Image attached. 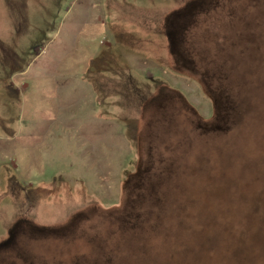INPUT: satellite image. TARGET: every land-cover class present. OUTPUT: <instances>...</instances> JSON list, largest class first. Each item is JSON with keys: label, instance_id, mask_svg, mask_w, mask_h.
<instances>
[{"label": "rangeland", "instance_id": "374dc122", "mask_svg": "<svg viewBox=\"0 0 264 264\" xmlns=\"http://www.w3.org/2000/svg\"><path fill=\"white\" fill-rule=\"evenodd\" d=\"M0 264H264V0H0Z\"/></svg>", "mask_w": 264, "mask_h": 264}, {"label": "water", "instance_id": "95a60500", "mask_svg": "<svg viewBox=\"0 0 264 264\" xmlns=\"http://www.w3.org/2000/svg\"><path fill=\"white\" fill-rule=\"evenodd\" d=\"M254 82H256L257 83V81L254 79L253 80ZM250 101V100H249ZM227 105L225 106V109L224 110H229L230 112H228V111H223L222 110V108H221V110H219V112H218V117L220 118V120H221V125H218V126H215L214 124L213 125H211V126H209L208 127V131H211L212 133L213 132H217L218 133V135H219V133L221 132V131H223V134H227L226 133V130H228L229 128H230V125H228L229 123V121H233V120H235L234 121V123L236 124V125H238V123H239V126H240V124H241V120H242V117H243V115H242V113L241 112H239V111H237V112H234V111H231L232 110V105H234L235 103H233V102H231L230 100L226 103ZM234 114H236V115H234ZM233 118V120H231ZM240 119V120H239ZM224 123H226L225 125H227L226 127H221ZM258 123L260 124V120L258 121ZM216 133V134H217ZM219 137V136H218ZM259 200H261V199H259ZM235 254H236V258L238 259V260H242V256H238V253H234V262L233 263H236L237 261L235 260ZM246 262V261H245Z\"/></svg>", "mask_w": 264, "mask_h": 264}, {"label": "trees", "instance_id": "16d2710c", "mask_svg": "<svg viewBox=\"0 0 264 264\" xmlns=\"http://www.w3.org/2000/svg\"><path fill=\"white\" fill-rule=\"evenodd\" d=\"M259 0H251V2H254V3H256V2H258Z\"/></svg>", "mask_w": 264, "mask_h": 264}]
</instances>
